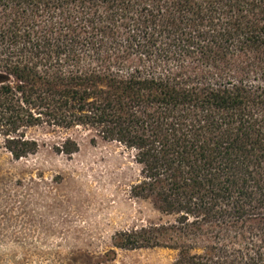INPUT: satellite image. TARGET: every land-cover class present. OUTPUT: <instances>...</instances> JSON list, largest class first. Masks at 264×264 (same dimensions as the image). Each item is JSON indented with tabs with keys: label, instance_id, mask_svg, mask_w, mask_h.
I'll list each match as a JSON object with an SVG mask.
<instances>
[{
	"label": "trees",
	"instance_id": "1",
	"mask_svg": "<svg viewBox=\"0 0 264 264\" xmlns=\"http://www.w3.org/2000/svg\"><path fill=\"white\" fill-rule=\"evenodd\" d=\"M37 127L132 151L131 195L171 219L115 247L264 264V0H0L1 146L37 153Z\"/></svg>",
	"mask_w": 264,
	"mask_h": 264
},
{
	"label": "rangeland",
	"instance_id": "2",
	"mask_svg": "<svg viewBox=\"0 0 264 264\" xmlns=\"http://www.w3.org/2000/svg\"><path fill=\"white\" fill-rule=\"evenodd\" d=\"M29 135L42 146L18 160L0 143V264H173L172 249L113 244L119 231L171 219L131 195L140 178L132 151L91 142L93 129L68 133L80 144L71 156L53 148L67 133L37 127Z\"/></svg>",
	"mask_w": 264,
	"mask_h": 264
}]
</instances>
